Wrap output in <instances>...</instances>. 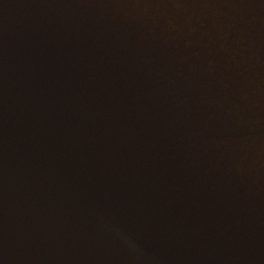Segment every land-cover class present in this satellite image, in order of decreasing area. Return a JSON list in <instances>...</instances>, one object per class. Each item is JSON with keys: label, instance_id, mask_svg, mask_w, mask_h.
<instances>
[{"label": "water", "instance_id": "water-1", "mask_svg": "<svg viewBox=\"0 0 264 264\" xmlns=\"http://www.w3.org/2000/svg\"><path fill=\"white\" fill-rule=\"evenodd\" d=\"M0 264H264V0H0Z\"/></svg>", "mask_w": 264, "mask_h": 264}]
</instances>
